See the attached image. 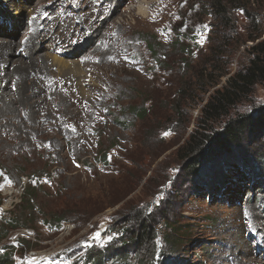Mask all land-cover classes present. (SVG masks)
<instances>
[{"label":"rangeland","instance_id":"374dc122","mask_svg":"<svg viewBox=\"0 0 264 264\" xmlns=\"http://www.w3.org/2000/svg\"><path fill=\"white\" fill-rule=\"evenodd\" d=\"M141 1L0 0V91L13 99H0V205L11 211L0 219V255L14 247L13 264H89L126 241L119 231L138 217L155 226L140 250L153 264H264V178L236 153L191 179L179 156L211 94L264 40V0L245 1L247 13L223 24L212 0H149L148 18ZM261 107L264 83L230 116ZM214 175L228 180L219 193L202 188ZM21 181L40 182L31 216L20 207L25 190H2ZM65 213L77 222L45 224ZM11 216L18 229L3 237ZM27 230L34 242L13 241Z\"/></svg>","mask_w":264,"mask_h":264},{"label":"trees","instance_id":"16d2710c","mask_svg":"<svg viewBox=\"0 0 264 264\" xmlns=\"http://www.w3.org/2000/svg\"><path fill=\"white\" fill-rule=\"evenodd\" d=\"M245 1L257 3L258 0H212L209 11L210 15L215 17L219 24H223L225 20L226 23H229L231 16L235 12L234 10L247 13L246 7L248 5H246ZM181 37H184V34ZM251 50L253 58L249 61V64L232 75L223 88L211 94L209 101L202 109V115L196 130L190 133L185 143L179 149V156L184 161L185 167L188 168L187 172L191 179L199 176L198 172L200 168L214 167L219 157L226 154L232 158L236 153L241 156L243 161L250 165L249 172L252 176L264 178V107L259 108L253 114L242 113L233 117L230 116V112L252 93L256 85L264 83V40L254 45ZM223 120L224 124L221 131L215 132L210 124L214 122L221 123ZM118 124L122 125L121 122H118ZM260 142L258 150H249L250 147ZM105 159V157L102 158L103 163H105ZM243 161L238 160L240 163L237 162L238 166L241 167H238L239 171L237 172L239 173L241 169L245 170V167H243L245 163ZM214 168L212 169L214 170ZM243 176L248 177L249 175L243 174ZM212 177L213 180L207 178L203 182L204 186L202 188H209L211 192L215 189L219 193L220 189L226 187L228 180L225 176H221L219 178L220 181L217 176L214 175ZM245 177L241 180H245ZM260 184V188H263L264 182ZM35 193V185L27 186L23 197L24 202L20 205V207L25 206V213L31 208V213L25 214L26 216L28 214H30L28 216H31L34 211V208L32 210V206L35 200ZM74 214L47 215L49 219L45 220V224L49 228L59 230L67 221L77 222V219L72 217ZM14 220L11 216L9 221L5 222V226L1 228L3 237L8 235L4 229L6 226L9 227L8 229H18V225L14 223ZM135 225L132 231L125 228L119 231L121 235L127 234V242L122 241L121 245L108 255L90 254L89 264H109L111 262L119 264H153V260L147 254V258L143 257V252L140 253V250L147 243V240L156 237L155 226L150 224L149 221H139V217ZM169 229H171V232L169 235H165L166 243L168 244V241L175 235L176 231L175 228ZM171 233L173 236L170 238ZM175 244L177 245L176 242L172 244V248ZM12 248L14 249V247H3L4 253L0 255V264H13L14 253L13 251H9ZM144 251L148 250L145 249ZM133 253L134 256L136 255L134 263L130 260V256Z\"/></svg>","mask_w":264,"mask_h":264},{"label":"bare ground","instance_id":"6f19581e","mask_svg":"<svg viewBox=\"0 0 264 264\" xmlns=\"http://www.w3.org/2000/svg\"><path fill=\"white\" fill-rule=\"evenodd\" d=\"M150 1H153V0H150ZM148 4H149V0H143L140 2V4L137 6V10H138V14L141 15L143 18H148L149 16V10H148ZM96 34V33H95ZM94 36V34H93ZM96 36V35H95ZM34 40V39H33ZM55 40V39H54ZM48 48V47H47ZM52 48V47H51ZM36 51V50H35ZM8 79V78H7ZM2 78H0V83H2ZM9 83V82H8ZM6 83V84H8ZM2 84H5V83H2ZM10 85V84H9ZM8 85V86H9ZM2 87V86H0ZM7 87V85L5 86ZM10 88V87H9ZM22 90V89H21ZM10 92V91H9ZM18 94V93H17ZM0 99L2 102H5L7 104L11 103L13 101V99L11 98V95L8 97V92H5L3 90L0 91ZM1 102V103H2ZM4 105V104H3ZM25 234H23V236H29V235H33V231L31 230H27L26 232H24ZM95 239H99L100 238V233H96L94 235ZM253 238V237H252ZM246 244V245H245ZM244 246H247V243L244 242ZM248 249V248H247ZM253 258V257H252ZM252 258H248L245 263L246 264H261L263 259H252Z\"/></svg>","mask_w":264,"mask_h":264},{"label":"built area","instance_id":"2783aa9c","mask_svg":"<svg viewBox=\"0 0 264 264\" xmlns=\"http://www.w3.org/2000/svg\"><path fill=\"white\" fill-rule=\"evenodd\" d=\"M26 184L27 182L26 181H21L19 182L16 186H13V187H4L2 190L4 191H7V194L10 195V193H12L13 191H23V190H26ZM3 213L1 211V205H0V216H2ZM103 228H104V224L100 227V230L98 231L101 235V232L103 231ZM36 237V233H33V235L31 236H16V238H14L13 241H16L18 240L19 238H24L28 241H33L34 242V239ZM32 256V259L33 260H39L40 257H41V260L44 259L45 257L47 258V256H41V255H38L36 253H30V257ZM40 261V260H39Z\"/></svg>","mask_w":264,"mask_h":264},{"label":"snow or ice","instance_id":"6c2138e0","mask_svg":"<svg viewBox=\"0 0 264 264\" xmlns=\"http://www.w3.org/2000/svg\"><path fill=\"white\" fill-rule=\"evenodd\" d=\"M205 27H207V26H205ZM165 135H170V133H166ZM8 183L11 184V181H8Z\"/></svg>","mask_w":264,"mask_h":264}]
</instances>
